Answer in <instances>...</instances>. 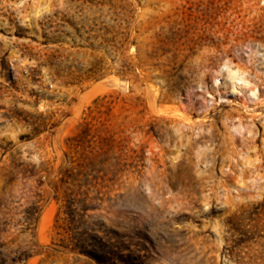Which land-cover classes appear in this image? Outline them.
<instances>
[{"label":"rangeland","instance_id":"rangeland-1","mask_svg":"<svg viewBox=\"0 0 264 264\" xmlns=\"http://www.w3.org/2000/svg\"><path fill=\"white\" fill-rule=\"evenodd\" d=\"M0 264H264V0H0Z\"/></svg>","mask_w":264,"mask_h":264},{"label":"trees","instance_id":"trees-1","mask_svg":"<svg viewBox=\"0 0 264 264\" xmlns=\"http://www.w3.org/2000/svg\"><path fill=\"white\" fill-rule=\"evenodd\" d=\"M78 240H79V238L77 239V241H78ZM78 242H80V241H78ZM82 244H83V243H82ZM82 244H81V245H78V246L76 245L77 247H75V248H77V249L79 250V252L91 256V252H92V251H86V246H82ZM94 260L96 261L97 259L94 258ZM98 263H99V262H98Z\"/></svg>","mask_w":264,"mask_h":264},{"label":"bare ground","instance_id":"bare-ground-1","mask_svg":"<svg viewBox=\"0 0 264 264\" xmlns=\"http://www.w3.org/2000/svg\"><path fill=\"white\" fill-rule=\"evenodd\" d=\"M252 95H253V93H252Z\"/></svg>","mask_w":264,"mask_h":264}]
</instances>
